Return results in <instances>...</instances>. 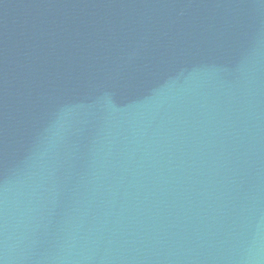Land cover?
<instances>
[{
    "label": "water",
    "instance_id": "obj_1",
    "mask_svg": "<svg viewBox=\"0 0 264 264\" xmlns=\"http://www.w3.org/2000/svg\"><path fill=\"white\" fill-rule=\"evenodd\" d=\"M0 264H264V0H0Z\"/></svg>",
    "mask_w": 264,
    "mask_h": 264
}]
</instances>
